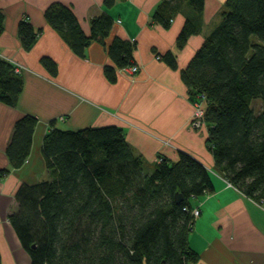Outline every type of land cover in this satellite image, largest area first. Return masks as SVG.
Returning <instances> with one entry per match:
<instances>
[{
  "label": "trees",
  "instance_id": "obj_1",
  "mask_svg": "<svg viewBox=\"0 0 264 264\" xmlns=\"http://www.w3.org/2000/svg\"><path fill=\"white\" fill-rule=\"evenodd\" d=\"M115 0H104L106 8ZM194 16L177 38L183 47L199 33L203 0H186ZM166 7V9H165ZM219 23L207 35L180 78L191 102H201L206 148L225 182L247 198L264 200V0H225ZM152 19L164 28L171 14L160 7ZM44 20L80 58L91 42L106 48L112 65L104 67L111 83L116 73L133 65L134 44L105 39L113 19L91 20L86 34L72 9L52 3ZM4 15L0 10V35ZM22 48L29 51L40 30L28 21L17 27ZM254 38V39H253ZM160 58L177 69L175 56ZM54 75L56 67L43 58ZM0 57V103L14 108L23 88L21 73ZM38 124L31 115L14 124L6 148L13 169L26 161ZM41 155L48 179L21 185L17 210L9 216L29 264H187L197 255L187 239L195 218L190 200L212 189V174L185 152L177 161L159 157L151 171L117 126L60 130L50 123ZM9 173L0 171V178ZM182 200L176 203L175 196Z\"/></svg>",
  "mask_w": 264,
  "mask_h": 264
},
{
  "label": "crops",
  "instance_id": "obj_2",
  "mask_svg": "<svg viewBox=\"0 0 264 264\" xmlns=\"http://www.w3.org/2000/svg\"><path fill=\"white\" fill-rule=\"evenodd\" d=\"M224 2L203 0L199 33L179 47L178 35L185 21L194 16L186 0H115L110 8L104 0H0L4 15L0 57L21 68L23 80L16 106L0 103V171L9 170L0 178V264H29L9 216L17 210L15 194L21 185L48 179L41 143L51 122L54 128L71 131L121 128L148 171L159 157L174 162L179 152L191 155L211 172L212 189L190 200L199 215L187 243L197 260L187 264H264V200L257 203L247 198L216 171L205 145L207 127L190 126L194 106L180 78V71L219 23ZM52 3L69 6L86 34L93 18L105 13L111 16L113 26L105 42L119 38L134 44L133 63L138 72L130 76L118 70L115 82H109L104 67L113 63L97 42L88 45L84 58L75 55L44 20ZM164 4L171 14L168 28L152 19ZM23 20L40 30L29 51L22 48L17 33ZM167 52L175 56L176 70L160 58ZM43 58L54 63V75L42 64ZM26 114L37 118L38 124L26 161L13 169L6 148L15 122Z\"/></svg>",
  "mask_w": 264,
  "mask_h": 264
},
{
  "label": "built area",
  "instance_id": "obj_3",
  "mask_svg": "<svg viewBox=\"0 0 264 264\" xmlns=\"http://www.w3.org/2000/svg\"><path fill=\"white\" fill-rule=\"evenodd\" d=\"M138 70H139V67L133 64V65H129L127 67L122 68L120 71H122L123 73L127 75L134 76L138 72ZM15 72L21 73V68L16 66ZM192 104L194 106V113H193L192 120H191V126L195 129L196 128L198 129L203 125L202 120L204 116V109H203V105L201 102H193ZM227 185L230 186L229 183H227ZM192 215L194 218H196L199 215V210L197 208H194L192 210Z\"/></svg>",
  "mask_w": 264,
  "mask_h": 264
},
{
  "label": "water",
  "instance_id": "obj_4",
  "mask_svg": "<svg viewBox=\"0 0 264 264\" xmlns=\"http://www.w3.org/2000/svg\"><path fill=\"white\" fill-rule=\"evenodd\" d=\"M176 203H179L182 200V196L180 194H177L175 196Z\"/></svg>",
  "mask_w": 264,
  "mask_h": 264
},
{
  "label": "rangeland",
  "instance_id": "obj_5",
  "mask_svg": "<svg viewBox=\"0 0 264 264\" xmlns=\"http://www.w3.org/2000/svg\"><path fill=\"white\" fill-rule=\"evenodd\" d=\"M254 39V38H253ZM190 126H191V122H190ZM192 127V126H191ZM193 128V127H192ZM201 128H203V125L200 127V128H196L197 130H199V129H201ZM195 129V128H194Z\"/></svg>",
  "mask_w": 264,
  "mask_h": 264
}]
</instances>
